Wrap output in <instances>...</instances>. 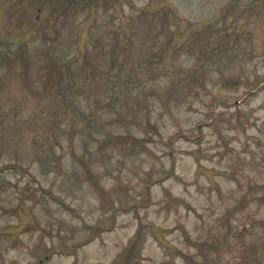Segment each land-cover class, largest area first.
Listing matches in <instances>:
<instances>
[{"label": "rangeland", "instance_id": "rangeland-1", "mask_svg": "<svg viewBox=\"0 0 264 264\" xmlns=\"http://www.w3.org/2000/svg\"><path fill=\"white\" fill-rule=\"evenodd\" d=\"M0 264H264V0H0Z\"/></svg>", "mask_w": 264, "mask_h": 264}, {"label": "trees", "instance_id": "trees-1", "mask_svg": "<svg viewBox=\"0 0 264 264\" xmlns=\"http://www.w3.org/2000/svg\"><path fill=\"white\" fill-rule=\"evenodd\" d=\"M51 67L50 71L48 72L47 81L50 80V78H54V75L56 74L57 76L61 74V71L57 68L56 64L54 62L50 63L49 68Z\"/></svg>", "mask_w": 264, "mask_h": 264}]
</instances>
